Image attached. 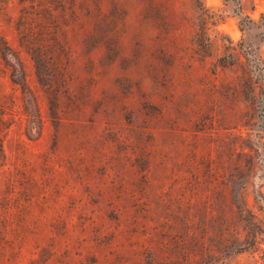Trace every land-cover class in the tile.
<instances>
[{"label":"rangeland","instance_id":"1","mask_svg":"<svg viewBox=\"0 0 264 264\" xmlns=\"http://www.w3.org/2000/svg\"><path fill=\"white\" fill-rule=\"evenodd\" d=\"M25 8L34 43L58 38L50 88ZM263 15L264 0H0V264H264Z\"/></svg>","mask_w":264,"mask_h":264},{"label":"trees","instance_id":"2","mask_svg":"<svg viewBox=\"0 0 264 264\" xmlns=\"http://www.w3.org/2000/svg\"><path fill=\"white\" fill-rule=\"evenodd\" d=\"M225 2H232L236 4L239 8H241L245 2V0H224ZM25 10V12H24ZM32 13L28 9H23V15L20 19V25H19V32L22 33L23 37H25V45L27 47L28 53L30 54L32 60L35 63V69L37 72V76L39 78V81L47 86L51 87L53 79L55 78V62L57 58V49L55 42L58 41V38H52V42L48 40V30H46L45 36L41 37V43L37 44L33 42V35L31 34V27L29 25V20H31ZM264 18V15H263ZM53 37V36H52ZM54 39V40H53ZM56 39V40H55ZM1 46H0V53L2 54V57L4 59L7 58L8 54H13L12 49L8 45V43L0 36ZM18 59V58H17ZM19 64L18 68H15L13 66L12 70V76L11 80L15 84V86L19 87L21 92L26 97L32 98L33 108L36 113L39 114V107L38 102L35 97V95L32 93L25 74V70L23 67L22 62L18 59ZM238 62H240V59H238ZM259 75L263 78V82L260 84V88L264 89V64L261 65L260 73ZM245 86H247L251 93V99H256V90L258 89V86H255V83L252 81V77L248 78L246 80ZM247 211V206L244 205L241 207V212Z\"/></svg>","mask_w":264,"mask_h":264}]
</instances>
